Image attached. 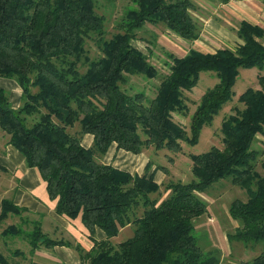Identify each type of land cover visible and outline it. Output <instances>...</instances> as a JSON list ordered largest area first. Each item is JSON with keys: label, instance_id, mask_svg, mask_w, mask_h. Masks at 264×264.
Instances as JSON below:
<instances>
[{"label": "trees", "instance_id": "1", "mask_svg": "<svg viewBox=\"0 0 264 264\" xmlns=\"http://www.w3.org/2000/svg\"><path fill=\"white\" fill-rule=\"evenodd\" d=\"M193 5L191 0H139V8L118 24L119 31L105 38V18L96 12L95 0H0V77L15 80L21 89L14 108L0 87V130L24 155L26 165L37 168L49 198L57 200L58 214L79 216L91 235L95 228L106 235L93 239L89 250L50 238L38 220L22 216L25 208L2 198L0 225L12 215L20 221L1 230L4 239L23 237L30 254L70 246L80 264H218L219 256L204 253L194 235L193 219L206 211L196 192L230 176L247 189L249 198L231 202L229 214L239 225L229 237L264 243V174L256 170L259 152L252 148L257 136H264V74L258 75V88L239 94L242 107L223 118L222 147L191 156L198 180L168 181L165 198H151L160 185L147 168L132 175L96 159L113 142L132 153L150 145L180 150L182 141H196L201 128L232 99L240 68H264V46L257 40L262 29L242 20L237 35L243 43L233 50L189 49L184 56L167 52L169 72L152 98L122 89L130 75L158 76L146 54L132 44L137 30L161 23L194 41L200 26L190 14ZM87 39L94 40L99 57L86 56ZM203 70L212 71L217 82L201 95L188 135L173 113L187 111L184 91L196 85ZM76 122L80 128L74 135L67 128ZM86 133L93 136L90 147L81 144ZM128 224L133 225L132 236L113 244L111 238ZM14 253L25 258L18 249ZM0 264H12L1 251ZM241 264H264V252Z\"/></svg>", "mask_w": 264, "mask_h": 264}, {"label": "rangeland", "instance_id": "2", "mask_svg": "<svg viewBox=\"0 0 264 264\" xmlns=\"http://www.w3.org/2000/svg\"><path fill=\"white\" fill-rule=\"evenodd\" d=\"M139 0H95L96 12L105 18V38H110L111 35L119 31L118 24H122L125 14L130 10H137ZM127 19L124 20L127 21ZM126 23V22H125ZM172 32L166 31L163 24L158 23L152 25L146 23L142 28L138 29L132 44L140 51L146 54L148 61L155 66L158 76L150 79L143 75H130L127 82L121 85L122 89L129 93L143 91L148 99L155 95L156 87L160 79L169 72L170 58L166 56L170 52L176 56L184 55L190 47L192 41H183L172 35ZM160 36L161 42L157 41ZM208 40V39H207ZM202 51H213L218 44H209L204 40H198L193 45ZM150 51V52H149ZM85 53L90 59L100 56V51L97 49L93 39H87L85 43ZM80 71L86 69V64L80 65ZM264 74V68H240L238 76L233 86V97L230 101L225 103L220 111L214 115L210 124L204 125L196 141L187 142L182 141L180 150H172L168 148H155L150 145L144 150L151 157L152 161L161 167L166 178L164 183L168 181H177L182 183H189L198 180L192 171L191 156L207 152L212 146L222 147L223 141V118L234 113L235 107H242L238 102V96L246 88H258V75ZM2 79L0 77V84ZM13 82V81H12ZM217 82L215 74L210 70H203L200 72L196 85L189 91H184V102L187 106L185 113H173V119L182 125L190 134L191 116L198 104L201 95L209 87H212ZM14 83V84H13ZM6 85L7 92L11 94V100L16 103L18 100V87L15 82ZM13 84V87H11ZM10 88V89H9ZM9 89V90H8ZM9 95V93H8ZM16 101V102H15ZM36 117V116H35ZM33 121V117L28 120V124ZM79 124L76 122L72 127H68L69 133L77 135L79 131ZM3 136L8 137L6 132L0 131ZM1 137V138H2ZM252 148L256 149L259 154L256 157V170L261 175L264 174V136L258 135L256 141L253 142ZM1 177H8L0 171ZM164 189L160 186V192L151 194V198L161 199ZM198 197L206 204V211L193 219L194 235L197 243L204 253L210 252L212 255L219 256V264H241L244 261L251 260L256 255L264 252L263 242H248L243 243L229 237L235 232L239 223L229 216V206L232 201L239 199L247 201L249 198L247 189L238 183H233L231 177H224L210 185L202 192H196ZM139 214L141 209H138ZM22 216L29 218L24 212ZM236 221V222H235ZM18 215H12L3 221L0 225L1 230L9 224L19 223ZM29 228V225L24 226ZM133 229V228H132ZM131 228L121 230L118 235L112 238L113 244L130 237L133 232ZM4 236L0 234V251L7 255L8 260L15 264L14 258L19 260V264H29L30 257L36 259L35 255H30L29 245L23 237H10L7 242ZM51 237V236H50ZM8 243V244H7ZM20 250L25 258L15 254V250ZM33 261V260H32Z\"/></svg>", "mask_w": 264, "mask_h": 264}, {"label": "crops", "instance_id": "3", "mask_svg": "<svg viewBox=\"0 0 264 264\" xmlns=\"http://www.w3.org/2000/svg\"><path fill=\"white\" fill-rule=\"evenodd\" d=\"M191 1L194 5L190 10V14L200 26V35L198 39L191 42L192 47L189 49L202 51L193 45L198 40L204 39L209 44H218L215 50L223 47L232 50L237 48L243 43L237 35L238 25L242 20L262 29V35L257 40L264 46V0ZM166 31L168 30L166 29ZM171 34L177 36L174 33ZM160 38V36L157 37L159 43L161 42ZM177 38L186 41L179 36ZM215 50L208 52H214ZM1 79L2 84H0V87L5 90L8 87L6 85L16 83L13 79L4 77H1ZM13 84L11 87H13ZM16 85L19 89L16 103L11 100L12 93L8 92L10 103L14 108L19 106L21 99V89L17 83ZM2 135L3 133H0V171L7 174L8 177L0 176V200L8 198L14 204L25 208L24 213L29 216V219L38 220L42 231L49 237L51 236L50 238L63 239L73 244L79 243L84 250H89L92 247L93 239L102 240L106 238L105 233L100 228H95L94 233L91 235L79 216L69 218L58 214L55 211L57 200L49 198L46 183L42 180L37 168L27 166L24 155L8 143V137H2ZM92 143L93 136L91 134L82 135L81 144L84 147H90ZM96 159L101 163L110 164L132 175H141L147 168L148 175L151 174L157 184L162 187L165 184L166 176L164 172L160 166L152 161L144 149L140 153H132L117 148L116 143L113 142L106 152L103 155H98ZM167 193L168 191H165L161 199L165 198ZM126 228L132 229L133 225L128 224L121 228L119 232ZM30 255H35L36 259L30 257L29 264H80L78 252L70 246L56 245L51 248H39Z\"/></svg>", "mask_w": 264, "mask_h": 264}]
</instances>
